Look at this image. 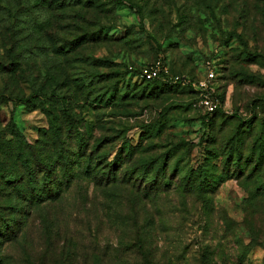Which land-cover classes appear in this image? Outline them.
I'll return each instance as SVG.
<instances>
[{
    "label": "rangeland",
    "instance_id": "rangeland-1",
    "mask_svg": "<svg viewBox=\"0 0 264 264\" xmlns=\"http://www.w3.org/2000/svg\"><path fill=\"white\" fill-rule=\"evenodd\" d=\"M158 57L166 84L143 81ZM209 70L207 121L172 80ZM35 87L48 103H23ZM61 110L74 163L0 233V264H144L139 244L152 264H264V0H0V132L38 179ZM9 160L1 174L27 172ZM14 193L1 182L0 205Z\"/></svg>",
    "mask_w": 264,
    "mask_h": 264
},
{
    "label": "trees",
    "instance_id": "trees-1",
    "mask_svg": "<svg viewBox=\"0 0 264 264\" xmlns=\"http://www.w3.org/2000/svg\"><path fill=\"white\" fill-rule=\"evenodd\" d=\"M90 38H95L93 33L91 34ZM69 45H71V41L69 42ZM66 50L64 48V50L62 51ZM156 79L157 78L152 80H142L145 82H150ZM157 80H160L162 84H166L161 79ZM39 90L40 89L36 87L32 88L29 97L24 99L23 103H31L32 105H37V101L41 103H48V98L42 99L43 97H41ZM42 96L46 97L45 94ZM40 98L43 101H40ZM61 105L64 104L61 103ZM218 113L222 114L223 112H221L217 107L212 113H206L205 118L207 119V121H209ZM62 114L63 116H65V118L63 117L62 120H59L57 117H55L52 121L50 137V139H52L51 144L50 141L43 142V144L47 147H50L51 145V149H48V151H53L52 154L46 157L37 158L38 165L41 166V169L38 172V174L42 172L41 179H38L39 176H37V174L35 173V167H33V162L31 161L30 155L28 153L31 152V148H26L29 146L27 142H25L23 136L19 132L14 130V132L10 133L12 138H5L3 132H0V153L10 158L9 161L11 166L14 167L17 163L16 160H20L24 163V166L27 169V172L21 173L15 167L8 172L6 171L7 173H0V183L2 182L3 185L10 187V189L15 192L14 198L5 200V204L2 205L3 207L9 209V211L7 210L6 212H0V233L4 236H13L15 230L19 228L18 214L20 215L22 213L24 207L23 203L28 202V204H33L34 202H39L44 197H53L54 193H57V190H55V188L59 187L57 186L56 170L60 168L62 171L61 175L65 177V175H68V172L71 169V164L74 163L71 159V155H69L70 152L68 153L69 149H65L64 147V145L71 146V119L68 118V114L66 111H62ZM83 144H85V142L83 141V137L79 136L77 142L78 147L81 148ZM98 144L99 141H96L95 146H97ZM128 148V155L132 154V148L130 146ZM77 156L79 158V155ZM120 159L121 155L118 153L111 162L109 170L114 175V167L115 165H117V162ZM88 164L89 163L86 164V169L89 167ZM131 173H133V171H131ZM146 173H149L148 169H145L144 174ZM101 177H103V175ZM50 179H53V181ZM2 206L0 205V207ZM142 248H144L143 245L139 244V250L143 257L144 264H152V261L148 257V254L146 253V251H143Z\"/></svg>",
    "mask_w": 264,
    "mask_h": 264
},
{
    "label": "built area",
    "instance_id": "built-area-1",
    "mask_svg": "<svg viewBox=\"0 0 264 264\" xmlns=\"http://www.w3.org/2000/svg\"><path fill=\"white\" fill-rule=\"evenodd\" d=\"M138 75L140 78L144 80H152V79H161L162 81H166L168 78L167 75V69L164 65V62L161 57H158L157 59L153 60L152 62L145 64L141 66V68L138 70ZM214 77V72L212 70H209L207 72L206 77L203 80L193 82L186 77H179L175 76L173 77V82H180L181 84L190 83L198 90V92L201 94L200 98V104L204 107L205 111L207 113H212L217 107H218V101L211 98L207 94H203L202 91L209 92V84L210 81ZM196 84V85H195Z\"/></svg>",
    "mask_w": 264,
    "mask_h": 264
}]
</instances>
